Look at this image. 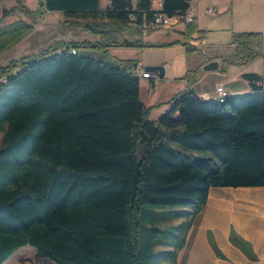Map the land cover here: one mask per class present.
Listing matches in <instances>:
<instances>
[{
  "label": "trees",
  "instance_id": "obj_1",
  "mask_svg": "<svg viewBox=\"0 0 264 264\" xmlns=\"http://www.w3.org/2000/svg\"><path fill=\"white\" fill-rule=\"evenodd\" d=\"M153 1L108 0L102 9L100 0H43L42 6L140 28L153 18ZM190 1L161 0L160 11L183 15ZM194 34L201 39L205 30L192 20L180 39L160 46L181 44L188 54ZM230 43L234 56L223 60V73L230 63L264 57L260 32H232ZM100 45L145 46L70 41L0 66V264L26 245L46 264H175L211 186H264L259 75L243 74L252 91L227 93L223 101L186 89L153 120L139 98L133 61L97 59L90 50ZM189 72L184 78L195 77ZM170 218L181 221L166 224Z\"/></svg>",
  "mask_w": 264,
  "mask_h": 264
},
{
  "label": "crops",
  "instance_id": "obj_2",
  "mask_svg": "<svg viewBox=\"0 0 264 264\" xmlns=\"http://www.w3.org/2000/svg\"><path fill=\"white\" fill-rule=\"evenodd\" d=\"M202 1H190L197 30H205L201 39L197 34L192 36L190 43L195 50L187 54L180 45L163 47L168 52L175 50L176 54L165 55L169 59L161 63L162 78L154 73L142 77L138 64L134 65L139 78V98L149 108L153 120L170 107V100L175 95L186 89L204 99H214L218 85L230 97L249 93L252 88L242 76L249 73L261 77L264 89V57L241 65L230 63L224 73L220 71L223 60H233L232 32H260L264 54V0H207L213 12L207 13L208 7L204 4V14L212 15V19L210 23L200 25L203 13L200 15L196 8ZM155 6L152 8L157 9V1ZM128 25L137 27L135 23ZM183 25L181 22L172 25L177 35L161 43L180 39ZM127 26L116 24L117 29ZM215 33L217 36H211ZM212 60L217 62V69L204 71L202 67ZM187 71L195 77L184 78ZM142 89L148 93L145 101L141 98ZM241 244L248 246L254 258L243 251ZM42 262L46 264L44 260ZM175 264H264V186H211L203 209L193 217L184 244L176 252Z\"/></svg>",
  "mask_w": 264,
  "mask_h": 264
},
{
  "label": "rangeland",
  "instance_id": "obj_3",
  "mask_svg": "<svg viewBox=\"0 0 264 264\" xmlns=\"http://www.w3.org/2000/svg\"><path fill=\"white\" fill-rule=\"evenodd\" d=\"M43 0H1L0 1V66H5L11 61L18 60L24 56L35 55L50 46L58 47L70 41H91L108 44L112 42L138 41L145 45L125 47V46H102L90 50L92 56L101 59L112 65H118L121 59H130L134 64H138V69L143 72V68L148 65L161 66L168 61L165 57L167 53L175 55L176 51L163 50L160 45L162 41L172 39L177 35L173 32L172 26L158 27L143 33L141 28L128 25L123 29H117L115 22L99 21L95 19H75L68 17L59 11H49L42 6ZM106 0H100V8H104ZM107 2V1H106ZM154 6L156 1L154 0ZM204 7L211 6L207 0L202 1L196 8L201 15L200 25L210 23L212 15L204 14ZM157 6V5H156ZM155 6V7H156ZM3 11H12L3 16ZM195 11V8H194ZM89 25L96 32L86 28ZM211 36H217L216 33ZM174 41V40H173ZM172 42L168 41L166 43ZM180 45L181 44H175ZM174 46V45H172ZM169 47V46H168ZM183 47V46H182ZM166 48V47H164ZM141 81V79H140ZM148 93L142 89L141 98L145 101ZM2 134L0 133V144ZM176 149L184 153H192L196 156H211L210 153L194 151L180 145L171 144ZM169 209L189 208L188 206L173 205ZM171 219V218H170ZM181 220L171 219L166 224H177ZM2 264H44L42 260L35 256L34 248L26 245L17 249ZM161 264H173L165 262Z\"/></svg>",
  "mask_w": 264,
  "mask_h": 264
},
{
  "label": "built area",
  "instance_id": "obj_4",
  "mask_svg": "<svg viewBox=\"0 0 264 264\" xmlns=\"http://www.w3.org/2000/svg\"><path fill=\"white\" fill-rule=\"evenodd\" d=\"M156 1L158 2V7H157V9L153 15L151 22H149V23L143 22L140 26L143 33H147V31L150 29H154V28H158V27H165V26H172V25L179 23V22H181L182 24H186V23L193 20V11H192V7L190 5H189V8L185 11V13L183 15H175L173 17H169L160 11L161 0H156ZM206 12L212 13L213 8H207ZM135 74H136V72H135ZM136 75L138 76V74H136ZM140 76L149 77L150 72L144 71L140 74ZM222 92H226V91L224 90V88L221 85H218L216 87V94H219Z\"/></svg>",
  "mask_w": 264,
  "mask_h": 264
},
{
  "label": "water",
  "instance_id": "obj_5",
  "mask_svg": "<svg viewBox=\"0 0 264 264\" xmlns=\"http://www.w3.org/2000/svg\"><path fill=\"white\" fill-rule=\"evenodd\" d=\"M145 71H148L150 73L156 74L159 78H162L164 75V70L162 66H157V65H148L144 67ZM202 69L204 71H212L217 69V62L212 60L206 63Z\"/></svg>",
  "mask_w": 264,
  "mask_h": 264
},
{
  "label": "bare ground",
  "instance_id": "obj_6",
  "mask_svg": "<svg viewBox=\"0 0 264 264\" xmlns=\"http://www.w3.org/2000/svg\"><path fill=\"white\" fill-rule=\"evenodd\" d=\"M226 95H227V92H222V93L216 94V99L219 101H223L225 99Z\"/></svg>",
  "mask_w": 264,
  "mask_h": 264
}]
</instances>
